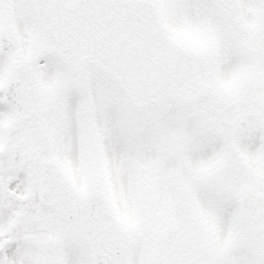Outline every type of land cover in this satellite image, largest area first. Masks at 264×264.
<instances>
[{
  "label": "snow or ice",
  "instance_id": "snow-or-ice-1",
  "mask_svg": "<svg viewBox=\"0 0 264 264\" xmlns=\"http://www.w3.org/2000/svg\"><path fill=\"white\" fill-rule=\"evenodd\" d=\"M0 264H264V0H0Z\"/></svg>",
  "mask_w": 264,
  "mask_h": 264
}]
</instances>
